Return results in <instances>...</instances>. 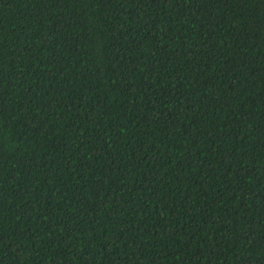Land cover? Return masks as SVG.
<instances>
[{
	"label": "trees",
	"instance_id": "1",
	"mask_svg": "<svg viewBox=\"0 0 264 264\" xmlns=\"http://www.w3.org/2000/svg\"><path fill=\"white\" fill-rule=\"evenodd\" d=\"M0 264H264V0H0Z\"/></svg>",
	"mask_w": 264,
	"mask_h": 264
}]
</instances>
